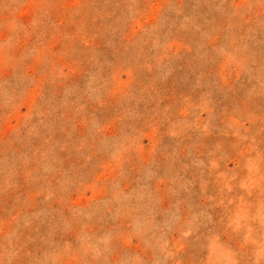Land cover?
<instances>
[{"label":"rangeland","instance_id":"obj_1","mask_svg":"<svg viewBox=\"0 0 264 264\" xmlns=\"http://www.w3.org/2000/svg\"><path fill=\"white\" fill-rule=\"evenodd\" d=\"M0 264H264V0H0Z\"/></svg>","mask_w":264,"mask_h":264}]
</instances>
